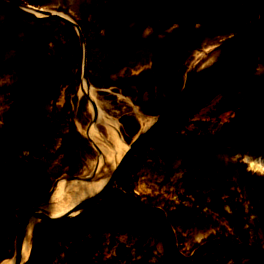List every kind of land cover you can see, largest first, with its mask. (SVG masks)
<instances>
[{
  "label": "rangeland",
  "instance_id": "obj_1",
  "mask_svg": "<svg viewBox=\"0 0 264 264\" xmlns=\"http://www.w3.org/2000/svg\"><path fill=\"white\" fill-rule=\"evenodd\" d=\"M9 1L65 14L84 44L66 21L0 1V264L12 259L24 213L57 180L95 167L83 48L103 113L129 144L143 129L134 108L147 117L171 105L188 68L264 4ZM247 158L262 162L251 168ZM263 163L264 25L135 148L99 201L64 221L39 220L23 264H264Z\"/></svg>",
  "mask_w": 264,
  "mask_h": 264
},
{
  "label": "water",
  "instance_id": "obj_2",
  "mask_svg": "<svg viewBox=\"0 0 264 264\" xmlns=\"http://www.w3.org/2000/svg\"><path fill=\"white\" fill-rule=\"evenodd\" d=\"M4 3L9 5H13L19 7L21 9L29 8L31 5L21 3L18 1H9V0H0ZM35 10L41 11L44 10L43 8H38L31 6ZM46 10V9H45ZM56 17L63 21H66L70 25H72L77 33L78 38L80 39L81 43L84 44V35L80 28V26L75 23L70 18H64L59 14H49L48 18ZM264 25V4L261 6L259 10V15L257 19L242 33L239 35L231 38L230 40L226 41L225 43L219 45L218 47L212 49L208 53H206L203 57L198 59L191 67L188 68L183 81V86L181 88L180 94L178 95L177 99L168 107L157 113L153 116H147L152 121L149 123L147 127L144 129H140L136 132L133 139L129 142L128 147L121 155L120 159L110 171L107 179L103 183V185L93 194L80 199L73 207L67 209L66 211L62 212L58 216H49L45 214L43 211L37 208V205L28 209L20 221L18 228L16 230L14 241H13V263L12 264H23V235L27 228L28 222L31 218H36L40 221L47 222V223H55L59 221H64L66 219L71 218L73 211L78 210V213L85 211L87 208L91 207L97 201H99L104 194L114 185L116 182L119 174L121 173L122 169L124 168L127 160L129 159L130 155L133 153L135 148L143 142L149 135H151L164 121L168 120L176 113H178L190 100L192 97L195 89L197 88L199 82L207 75L212 74L213 72L221 69L227 62L232 58V56L241 48H243L246 44H248L261 30L262 26ZM81 80L85 83L86 86H90L89 78H88V70L86 66L85 60V51L84 48L82 50V62H81ZM94 116H97L98 109L96 103L94 101H90ZM143 114V113H142ZM75 176L67 177L66 179L71 180L74 179ZM53 193V187L49 190L48 194L45 198H48Z\"/></svg>",
  "mask_w": 264,
  "mask_h": 264
},
{
  "label": "bare ground",
  "instance_id": "obj_3",
  "mask_svg": "<svg viewBox=\"0 0 264 264\" xmlns=\"http://www.w3.org/2000/svg\"><path fill=\"white\" fill-rule=\"evenodd\" d=\"M25 10L38 18H48V15L52 13L59 14L64 18H69L60 12L45 9L38 11L31 8V6L29 8L25 7ZM80 93L87 98L89 103L90 101H94L98 109L97 116L92 117L91 123L85 130L86 138L91 142L93 148L96 149L97 159L92 172L86 175L75 176V178L71 180H57L54 183L53 193L37 205L38 209L51 217L60 215L62 212L73 207L80 199L95 193L103 185L110 171L116 165L121 155L129 145L122 139V136L118 131V122L113 118L104 115L102 107L96 98V91L94 87L92 85L86 86L82 81ZM134 112L141 124H143V129L152 121L150 118H147L138 112L136 108H134ZM92 114L94 116V111ZM98 124L103 125L104 134L100 131ZM246 161L251 168H255L258 162H262L260 158L251 160L247 158ZM77 213L78 210H75L71 215H77ZM38 222V219L31 218L23 235V262L28 256L32 231ZM12 263L13 258L5 260L1 264Z\"/></svg>",
  "mask_w": 264,
  "mask_h": 264
}]
</instances>
